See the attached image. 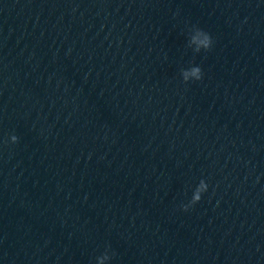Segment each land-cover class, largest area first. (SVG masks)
<instances>
[{"label":"water","instance_id":"water-1","mask_svg":"<svg viewBox=\"0 0 264 264\" xmlns=\"http://www.w3.org/2000/svg\"><path fill=\"white\" fill-rule=\"evenodd\" d=\"M263 187L264 0H0V264H241Z\"/></svg>","mask_w":264,"mask_h":264},{"label":"clouds","instance_id":"clouds-1","mask_svg":"<svg viewBox=\"0 0 264 264\" xmlns=\"http://www.w3.org/2000/svg\"><path fill=\"white\" fill-rule=\"evenodd\" d=\"M214 38L212 35L200 28L199 26H192L189 29L188 33V47H190L194 53H200L202 51L207 52L211 51L214 46ZM181 76L183 82L185 84L191 81H201L203 79L204 73L203 69L196 64H193L189 68L181 69ZM10 142L15 144L19 142V137L16 135H11ZM8 143V141H5ZM209 185L205 180H201L197 186L196 191L193 192L192 199L189 203L182 205L184 211H188L190 208L194 207L197 203H199L203 197V194L208 191ZM115 253L110 254V248L107 252H104L101 256L97 257V264H104V260L108 259L109 261L112 259Z\"/></svg>","mask_w":264,"mask_h":264}]
</instances>
